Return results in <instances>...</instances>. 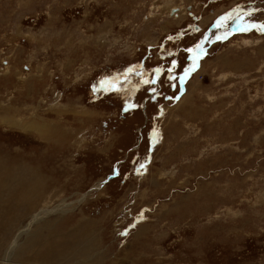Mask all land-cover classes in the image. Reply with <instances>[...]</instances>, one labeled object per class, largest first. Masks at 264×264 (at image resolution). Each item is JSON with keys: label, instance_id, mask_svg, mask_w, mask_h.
Listing matches in <instances>:
<instances>
[{"label": "rangeland", "instance_id": "rangeland-1", "mask_svg": "<svg viewBox=\"0 0 264 264\" xmlns=\"http://www.w3.org/2000/svg\"><path fill=\"white\" fill-rule=\"evenodd\" d=\"M242 1L0 0V157L39 162L37 206L71 209L15 263L264 264V29L215 39L246 25ZM246 1L264 25V0Z\"/></svg>", "mask_w": 264, "mask_h": 264}, {"label": "bare ground", "instance_id": "bare-ground-1", "mask_svg": "<svg viewBox=\"0 0 264 264\" xmlns=\"http://www.w3.org/2000/svg\"><path fill=\"white\" fill-rule=\"evenodd\" d=\"M242 41L244 42V41H247V40H245L243 38ZM235 42H237V40ZM24 123L25 122H23V125H24ZM6 125H7V123H6ZM13 125H14V123H13ZM15 125L17 126V124H15ZM48 125L50 126V124H48ZM38 126H42V125L39 123ZM21 127H23V126H21ZM25 127H28V126H25ZM30 127H32V125H30ZM24 128L18 129V130L20 132H25L27 130V128L26 129H24ZM42 128L45 129L43 126H42ZM63 128H61V129H63ZM46 129H48V127ZM8 130H6V131H8ZM50 131H52V130H50ZM48 133H51V132H48ZM53 134H55V133H53ZM56 135H58V133H56ZM41 136L43 137L44 140H46V143H50L51 144V143H54V141H55V143H57V140L61 141L60 139H54V137L51 138L54 135L46 136V135H44L42 133ZM9 138H11V137H9ZM60 138L63 139L64 136H60ZM5 142H6V140H5ZM63 144L65 145V143H62L61 145H63ZM49 147L50 146H48V149H50ZM5 148H7V147H5ZM8 149L9 148H7L6 150H8ZM46 150H47V148H46ZM18 151H21V150L18 149ZM10 153L11 152H9V154ZM0 154H1V152H0ZM23 155H25V158L28 156V155H26V153L23 154ZM38 163H36V164H38ZM36 164H33V166H30V165H27V163H25V164H22L21 166H19V172L21 173V175L18 178L15 177L13 174H8L7 177H6V180H5L6 182H20V184L19 185L11 184L9 186H5L4 190L7 193H5V194L0 196L1 199L6 201L7 204L10 205L11 210H12L11 212L8 213L9 214L8 217L2 219V220H6L5 222H2V220L0 218V234H2V235H7V234H13L14 235L15 234L14 238L11 240V242L9 244V250L5 253L3 259L1 260V264H32L30 261H19L18 263H15V258H16L15 257V252H16V250L18 249V247L20 245V240L23 239V238L29 237L31 235V233H32V229L35 226L39 225L44 220L51 218L52 216H54L59 211H61L62 214H64V213L65 214H69V212H71V209L69 208L68 205H67V208L64 207V208H66L65 211L63 209H59V208H56V209L52 210V209H45V208H47L46 206H37V204H39V202H41L42 199H44V198L48 199L49 198L50 195L49 194L47 195V190L48 189H47V185L46 184H48V182L51 181L50 180L51 178L49 179L46 175H44L43 172H40L38 170L39 164H38V166ZM31 182H34L35 185L34 186H30L29 184ZM45 182H47V183L45 184ZM8 191H9V193H8ZM48 201H50V200L48 199ZM43 202L45 203V201H43ZM45 205H47V204H45ZM61 205L66 206V203H62L61 202ZM23 206H25L27 208L33 206L34 209L31 210V211L25 212V213H21L19 210ZM14 207H17V208H14ZM40 207H45V208L42 210V208H40ZM26 220L30 221L28 225H27V223H25ZM94 241H95V239H94ZM89 246L92 247V242L88 244V247L82 248L83 251L87 250V249H90ZM97 247L98 246H96L94 248H97ZM100 252H102V251H100ZM84 253L85 252H83L82 254H79L76 259L80 260V258L82 257V258H84L83 259L84 262H89V259L86 260L87 257H86V255ZM52 255H53V251L46 250V251L42 252V256L43 257H50ZM95 255H96V253H95ZM100 256H101V254H100ZM95 257H97V256H95ZM98 257L96 258L97 260L93 261L94 264H102L101 260H98L99 259ZM105 258H106V256H105ZM103 260H104V258H103ZM81 262L78 261V262H75V263L76 264H81ZM85 264H87V263H85Z\"/></svg>", "mask_w": 264, "mask_h": 264}, {"label": "crops", "instance_id": "crops-1", "mask_svg": "<svg viewBox=\"0 0 264 264\" xmlns=\"http://www.w3.org/2000/svg\"><path fill=\"white\" fill-rule=\"evenodd\" d=\"M253 33V32H252ZM249 34H251V33H249ZM248 34V35H249ZM233 35V34H232ZM257 36H260V35H257ZM238 38H245V36L244 35H239V34H237V35H234V37H233V39H234V41H236L237 40V42L238 41H242L241 39L240 40H238ZM245 40H248V39H246L245 38ZM248 42L249 41H244V43H247L248 44ZM194 53V52H193ZM205 63V60L204 61H202L199 65H200V67H199V69L197 70V72L196 73H191V75L192 76H194V75H196L198 72H200V70H201V68H202V66L203 65H206V64H204ZM233 68H236L237 70H238V67L235 65V64H232L231 65ZM203 69H204V67H203ZM205 70H206V66H205ZM205 70H204V72H205ZM189 76H190V74H189ZM191 76V77H192ZM191 79V78H190ZM188 90H189V88H187V90H186V92L181 96V98H179V100H178V102L177 103H175L176 105H175V107L177 106V104L183 99V97H185L186 95H187V93H188ZM183 106V105H182ZM180 109H181V107H180ZM179 109V110H180ZM20 155H22V156H24L23 154H20ZM23 158V157H22ZM24 160H25V158L23 159V161H22V163L21 164H14L15 166L14 167H12V162H10V160H8V159H5V158H3V157H0V180H1V178H3V177H7V175L8 174H13L15 177H19L20 175H21V173L19 172V166H21L23 163H24ZM25 164V163H24ZM34 164V163H33ZM11 184H14V185H19L20 184V182H0V196L1 195H3V194H5V193H7L5 190H4V187L5 186H9V185H11ZM30 186H34L35 185V183L34 182H31L30 184H29ZM47 186H48V184H46ZM8 193H9V191H8ZM0 203L2 204L1 206H0V218H6V217H8L9 216V212H11L12 210H11V207H10V205L9 204H7V202L6 201H4L3 199H1L0 198ZM14 208H17V207H14ZM13 208V209H14ZM34 209V207L33 206H31V207H25V206H23L19 211L21 212V213H25V212H28V211H31V210H33Z\"/></svg>", "mask_w": 264, "mask_h": 264}, {"label": "flooded vegetation", "instance_id": "flooded-vegetation-1", "mask_svg": "<svg viewBox=\"0 0 264 264\" xmlns=\"http://www.w3.org/2000/svg\"><path fill=\"white\" fill-rule=\"evenodd\" d=\"M243 4H254V3H250V2H247L246 0L245 1H242V2H239L238 4H236V5H243ZM235 5V6H236ZM177 13L178 12H176V13H173V16L174 17H176V15H177ZM196 13H199V15L201 14V12L199 11V10H196ZM188 16L191 18V20H198V19H200L201 20V15L199 16V17H197V16H195L193 13H187V15H186V18L184 19V21L188 18ZM202 19H204V18H202ZM216 19V18H215ZM201 21H203V20H201ZM190 27H191V25H190ZM197 27V25H194V28L192 29L194 32H198V29L196 28Z\"/></svg>", "mask_w": 264, "mask_h": 264}, {"label": "water", "instance_id": "water-1", "mask_svg": "<svg viewBox=\"0 0 264 264\" xmlns=\"http://www.w3.org/2000/svg\"><path fill=\"white\" fill-rule=\"evenodd\" d=\"M215 26V25H214ZM211 31H213V27L210 29V32L209 33H211ZM227 33V32H226ZM225 36H220L219 34L218 35H215V39L216 40H221V41H224L230 34H225V32L223 33ZM218 37H220V38H218ZM182 79V82L180 83V86H182V90L180 91V94H179V96L175 99V101L181 96V94H183L184 92H185V90H184V83H185V80H184V78L182 77L181 78ZM103 88H105V87H103ZM112 178V177H111Z\"/></svg>", "mask_w": 264, "mask_h": 264}, {"label": "snow or ice", "instance_id": "snow-or-ice-1", "mask_svg": "<svg viewBox=\"0 0 264 264\" xmlns=\"http://www.w3.org/2000/svg\"><path fill=\"white\" fill-rule=\"evenodd\" d=\"M224 19H226V18H224ZM218 26H219V22H218ZM253 27H255V25H253ZM261 29H264V25H260L259 26ZM189 51H193L192 49H189Z\"/></svg>", "mask_w": 264, "mask_h": 264}]
</instances>
